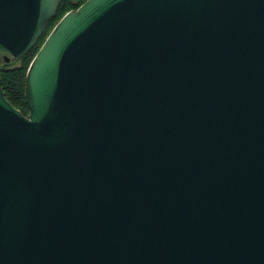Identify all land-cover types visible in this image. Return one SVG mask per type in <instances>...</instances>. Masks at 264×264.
Instances as JSON below:
<instances>
[{"label": "water", "instance_id": "1", "mask_svg": "<svg viewBox=\"0 0 264 264\" xmlns=\"http://www.w3.org/2000/svg\"><path fill=\"white\" fill-rule=\"evenodd\" d=\"M61 0H0L9 63ZM0 74V264H264V0H86Z\"/></svg>", "mask_w": 264, "mask_h": 264}, {"label": "trees", "instance_id": "2", "mask_svg": "<svg viewBox=\"0 0 264 264\" xmlns=\"http://www.w3.org/2000/svg\"><path fill=\"white\" fill-rule=\"evenodd\" d=\"M85 1L86 0H61L57 11L49 19L43 35L33 48L22 57L12 60L10 63L5 62V58H3V63H1L0 60V74L2 77L4 93L10 102L19 108L24 114H29V108L25 97V82L27 71L32 59L58 20L66 12L71 9H77Z\"/></svg>", "mask_w": 264, "mask_h": 264}, {"label": "rangeland", "instance_id": "3", "mask_svg": "<svg viewBox=\"0 0 264 264\" xmlns=\"http://www.w3.org/2000/svg\"><path fill=\"white\" fill-rule=\"evenodd\" d=\"M57 22V21H56ZM4 54L2 53V51H0V60H1V63H3L4 62ZM10 63V62H9Z\"/></svg>", "mask_w": 264, "mask_h": 264}, {"label": "flooded vegetation", "instance_id": "4", "mask_svg": "<svg viewBox=\"0 0 264 264\" xmlns=\"http://www.w3.org/2000/svg\"><path fill=\"white\" fill-rule=\"evenodd\" d=\"M4 54V52H2Z\"/></svg>", "mask_w": 264, "mask_h": 264}]
</instances>
